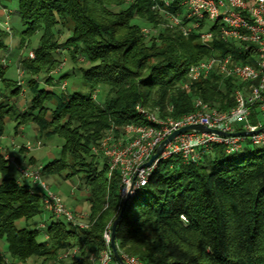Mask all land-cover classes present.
<instances>
[{
  "label": "trees",
  "instance_id": "obj_1",
  "mask_svg": "<svg viewBox=\"0 0 264 264\" xmlns=\"http://www.w3.org/2000/svg\"><path fill=\"white\" fill-rule=\"evenodd\" d=\"M17 1L11 25L18 39L14 51L27 48L36 37L37 45L34 58L20 60L29 74V95L21 108V85L6 76L3 60L10 48L0 26V137L7 122L15 121V128L34 123L41 138H62L58 156L42 166V173L64 179L82 173L91 212L87 228L52 215L45 228L20 226L18 221L27 224L44 210L42 194L16 177H3L0 241L7 246L6 252L0 249V264H26L31 258L42 259L41 264H91L89 255L105 247L104 227L113 223L124 203L119 170L109 175L107 158L93 153L92 146L108 132L121 137L127 124L145 123L137 104L158 110L162 117L192 111L195 98L219 110L232 108L241 81L212 72L183 89L188 68L214 53L252 61L237 44L218 37L204 44L196 35L164 28L145 34V25L155 28L159 22L153 0ZM1 12L0 5V17ZM64 29L71 33L61 41ZM65 47L73 60L84 57L81 71L89 92L40 86L39 75L55 68V54ZM257 114L254 108L253 123ZM9 171L0 152V172ZM115 238L119 252L136 255L145 264H264V147L247 137L235 152L215 144L197 163L179 156L161 160L147 185L128 201ZM73 247L79 248L78 255L59 257Z\"/></svg>",
  "mask_w": 264,
  "mask_h": 264
},
{
  "label": "built area",
  "instance_id": "obj_2",
  "mask_svg": "<svg viewBox=\"0 0 264 264\" xmlns=\"http://www.w3.org/2000/svg\"><path fill=\"white\" fill-rule=\"evenodd\" d=\"M153 11L159 16L155 28L143 27L148 34L158 29H169L184 36L196 35L204 44H210L215 37L225 42H234L241 53L251 59V63L235 60L232 53L213 55L191 64L183 89H189L196 81L208 77L212 72L223 78H236L244 85L234 92L235 105L228 110L212 107L201 98H195L194 109L179 117H162L158 110H150L141 104L136 110L146 122L130 123L124 126L121 141L116 142L112 132L98 144L92 146V152L102 154L109 164V175L118 169L121 175L119 194L124 201L131 183L132 197L145 187L161 160L179 156L183 162L197 163L208 154L215 144L226 147L227 152L242 148L245 136H222L216 133L188 131L177 135L167 145L151 166H142L155 152L157 146L173 131L189 125H201L224 132L255 131L264 128V0H153ZM34 56L33 52L29 54ZM19 82V84H21ZM66 81L59 84L64 90ZM1 99V96H0ZM254 108L258 111V121L253 123L251 116ZM171 112L173 106H168ZM239 125H242L238 128ZM254 145L264 147V131L248 136ZM41 142L37 141L36 146ZM34 144L28 142L26 148ZM18 173V182L29 183L33 191L42 194V207L56 219H63L74 226L87 228L82 214L74 212L43 179L42 166L22 165L15 158L5 156ZM131 197V198H132ZM41 223L40 228H45ZM112 222L106 224L102 238L105 247L100 252L89 255L91 264H119L111 248ZM79 248H67L60 253V258L78 255ZM125 264H145L133 254L121 253Z\"/></svg>",
  "mask_w": 264,
  "mask_h": 264
},
{
  "label": "rangeland",
  "instance_id": "obj_3",
  "mask_svg": "<svg viewBox=\"0 0 264 264\" xmlns=\"http://www.w3.org/2000/svg\"><path fill=\"white\" fill-rule=\"evenodd\" d=\"M3 4L7 6L4 7L1 3V8H2V14L0 17V26L4 27L7 32V38H5V41L8 43L10 50L9 53L5 56L3 63L7 67L6 69V76L13 81L19 82L22 81L21 84V92L20 95L17 98V101L21 105V108H24L26 100L29 95V87L26 84L27 78H29V74H27L26 71H24L22 64L20 63V60L24 57L27 56L28 58H34L31 57L29 54L30 52H33L34 50L33 47L37 45V37L32 40L30 45L27 46V48H24L22 50H17L14 51L15 46L18 44V39L12 36V30H11V25H12V11L17 8V0H1ZM11 10V11H10ZM144 27H149L145 25ZM70 31L64 29V33L62 34L60 40L64 41L69 35ZM60 52L56 53V58L58 59V62L53 70H51L48 74L47 73H41L39 75V80H40V86L46 89H54L56 91L62 90L59 87V84L62 83L63 81H66L67 86L64 90H79L81 92H89V87L84 84V80L82 78V71L81 68H85V61L84 57L82 55H78L77 60H73L70 56V52L67 47L59 49ZM67 75L64 78H61L62 80L59 81V75ZM46 75L47 77H52L53 82L50 83H55L53 84H48L46 81ZM2 88L1 82H0V90ZM8 93V92H7ZM98 95V89L94 91L93 96L97 97ZM0 96H1V91H0ZM2 97V96H1ZM15 126L16 122L15 121H9L6 124V131L3 136V141L4 143L9 145L11 144V140H14L15 144H20V143H33V136L35 134V124L34 123H27L24 124V131L25 135L27 138H23L21 134L16 135L15 133ZM22 126V125H21ZM109 134V132L106 134V136ZM114 135V133H113ZM105 136V137H106ZM115 136V135H114ZM116 137V136H115ZM121 137H116V142H120ZM41 139V138H40ZM41 140V145L36 146L35 148H40L39 150H36L35 152L33 151L32 153L36 155V157L39 158L41 164H46L49 162L51 159L55 158L57 156L58 147L55 145L56 140H60L61 143L63 142V139L55 136L50 139H45L42 138ZM43 141L45 142V146H43ZM34 148V146H32ZM50 149L51 152L54 153L53 157H49L47 154V150ZM17 162V161H16ZM9 166L11 167V170L9 173L4 174L0 172V178L6 177V176H12L16 177L18 175L17 170L14 168V166L11 163H8ZM27 165H32L35 167H39L41 165H34V164H27ZM82 173H76L74 176H70L68 178H65L63 176H53V175H48V174H43V179L46 181V183L51 187L50 181H54L55 185L52 188L58 195H60L63 199V201L66 203V205L69 208H74L75 201L80 202L82 204V207L87 208L88 202L85 197V192H86V185L84 179L80 176ZM71 193L74 194L73 197H71ZM73 210V209H72ZM75 212V211H74ZM83 215V214H82ZM51 214L47 212L46 210H43L40 214L37 216L33 217L27 224L25 223L24 220L18 221V224L20 226H28L30 228H40L41 223H47L49 221ZM84 216V215H83ZM47 218V219H46ZM6 242L5 241H0V248L3 252H6ZM60 256V255H59ZM33 260H28L26 264H41L42 259L38 258H32ZM50 264V263H48Z\"/></svg>",
  "mask_w": 264,
  "mask_h": 264
},
{
  "label": "crops",
  "instance_id": "obj_4",
  "mask_svg": "<svg viewBox=\"0 0 264 264\" xmlns=\"http://www.w3.org/2000/svg\"><path fill=\"white\" fill-rule=\"evenodd\" d=\"M35 131L36 132H35V134L33 136L34 148H26V147H24V145L26 143L15 144L14 140H11V144L10 145H9V143L5 144L4 141H3V136H4L3 135V136L0 137V152L4 153L5 156H9V157L15 158L17 163L22 164V165L34 164V165L43 166L44 164L40 163L39 158L36 157V155L32 153L33 151L35 152L36 150H39L41 148L40 146H39L40 148L39 147L35 148V145H36L37 141L43 140L39 136V133L37 132L36 128H35ZM15 133H16V135L21 134L22 137L25 138V139L27 138V136L25 135V131H24L23 125L19 126L18 128H15ZM51 138H53V137H51ZM43 143H44L43 146H45L46 144H45L44 141H43ZM62 143H61L60 140H56L55 141V145H56V147H58V149H61ZM59 151L60 150H58V152H57V156L59 154ZM47 154H48L49 157H53L54 156V153L51 152L50 149L47 150ZM10 170H11V167H10ZM2 178H0V181L2 180ZM16 178H18V175L16 176ZM50 184H51V187L53 188L54 185H55V182L54 181H50ZM56 192H58V191H56ZM71 195H72L71 197L74 196L73 193H71ZM87 196H88V190L86 189V192H85L86 200H87ZM87 202H88L87 208L82 207V204H80V202H78V201H75L74 208H72L73 211H75L76 213L83 214L85 221H89V215H90V212H91L90 211V203H89L88 200H87ZM29 260H33V259L31 258Z\"/></svg>",
  "mask_w": 264,
  "mask_h": 264
},
{
  "label": "water",
  "instance_id": "obj_5",
  "mask_svg": "<svg viewBox=\"0 0 264 264\" xmlns=\"http://www.w3.org/2000/svg\"><path fill=\"white\" fill-rule=\"evenodd\" d=\"M192 130H197V131H201V132H210V133H216V134H219V135H222V136H226V137H229V136H245V137H248V136H251L253 134H257L261 131H264V128H260V129H257L255 131H236V132H224L222 130H219V129H212V128H207V127H204V126H201V125H189V126H185V127H182L176 131H173L167 138H165L156 148L155 152L151 155L150 159L145 162L142 166H151L153 164V162L160 156V154L163 152L164 150V147L165 145H167L171 140H173L177 135L181 134V133H185V132H188V131H192ZM134 181H135V177L131 183V187H130V191L128 193V195L125 197L124 199V203H123V206H122V209L119 213V215L117 216V218L113 221L112 223V231H111V248L113 250V254H114V257L116 259V261L119 263V264H125L121 255H120V252L118 250V247H117V244H116V238H115V232H116V227H117V224H118V221L120 219V217L122 216L125 208H126V205L128 203V201L131 199L132 197V188H133V185H134Z\"/></svg>",
  "mask_w": 264,
  "mask_h": 264
}]
</instances>
